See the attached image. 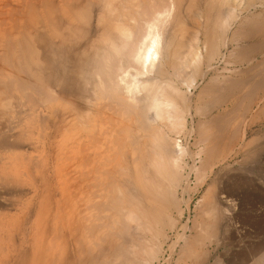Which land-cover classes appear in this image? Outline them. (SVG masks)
<instances>
[{"label":"bare ground","instance_id":"6f19581e","mask_svg":"<svg viewBox=\"0 0 264 264\" xmlns=\"http://www.w3.org/2000/svg\"><path fill=\"white\" fill-rule=\"evenodd\" d=\"M263 96L264 0H0V253L13 224L10 264H156L191 174L217 237Z\"/></svg>","mask_w":264,"mask_h":264},{"label":"rangeland","instance_id":"374dc122","mask_svg":"<svg viewBox=\"0 0 264 264\" xmlns=\"http://www.w3.org/2000/svg\"><path fill=\"white\" fill-rule=\"evenodd\" d=\"M228 106L230 107V105ZM238 120H236L235 123L238 122ZM246 127L248 128V125H246L245 128ZM249 128L250 129H247V139L251 138L249 136L252 135L253 138L257 140L256 142L253 141L254 143H252L251 147H248V149L249 148L251 149L252 146L255 145L253 146V149H255L254 150L255 153L252 152L251 154H255L256 156L255 155L252 156L251 154H250L251 156H248L249 155L248 153V155L244 157L245 158L244 161L242 160L240 162L241 166L238 164L239 163L238 161L241 160V158L233 159V160L230 159L232 163L229 161L228 164L229 167L231 166V168L229 169L228 167L227 169L228 171L226 170L224 174H221L222 181L219 180L220 184L224 180L223 184L221 185L217 184V187L220 185L221 188L223 189L222 194L225 193L224 195H228L229 198H232L234 199V201L237 202V203L234 201L233 203L229 202L227 205L224 203L223 212L224 214L227 212L230 215L228 216L224 215L222 219L223 221L221 220L220 221L221 223L218 224L219 227L218 229L216 228L217 233L214 234V236L217 235V237L212 236L213 238L210 237L211 238L210 239L206 234H204L205 232L203 233L202 230H201V234L200 233L198 234L201 225L200 224L199 226H197L198 222L201 223L202 220L205 221V218L201 214L203 207L201 205L200 206L197 205L196 202L200 198L202 192L205 190L207 184L211 182V179L214 177L215 174H212L209 178L210 180L208 179L204 185H200V186L197 185V187L195 186L196 185L194 181L195 178L191 174L190 176L191 182L189 181V185L187 187L189 190H186L187 188L184 191L179 189L176 193L177 199L179 198L178 200H180L181 202V204L179 203V206L182 209V212L179 215L177 214V212L175 213V209L170 210L171 212L170 215H172V218L179 217V219L174 218L175 220L177 219L176 221H178L177 222L178 224L176 223L174 226L175 228L173 227L172 229H168L167 227L165 228V232L168 233V234L166 233V235L169 236L168 237L169 239L167 238L165 242L166 245L164 244L163 247L164 250L166 251H163L162 254L159 256L158 260L155 261L156 264H212L211 261H214V259H216L217 257L218 259H221L222 264H240V263L264 264L263 262L264 258L261 262L256 261V259L259 257L261 253L256 254V258H255V253L254 254L248 253L249 251H253V250L257 251L259 250V247H261L260 245H264L263 244L264 243V125H250ZM254 130L255 132L256 131L257 132L252 133V131ZM191 145L192 144H190V149L192 151L196 150V148ZM48 154L49 153L47 150L44 149L39 150L37 152L38 157L35 159L36 163L38 162L39 159L43 162L44 159H47ZM234 160L235 162H233ZM185 161L188 162L189 161L188 158H185ZM33 164L35 165V163L34 162L32 163V170L33 167H35ZM193 186H195V188ZM236 195H237V199L239 200L236 199L235 197ZM26 201H29V199H26ZM228 205L230 207H228ZM17 208H11L10 210L0 211V218L5 217L6 219L7 218L6 215L8 217L12 216L16 218L18 216H21L25 212V208L22 207H17ZM194 220L196 222H194ZM7 230L10 231L5 233V241L3 247L4 250L2 249V252L0 253V259L2 260L0 261V264H10L8 260L10 256L15 255L14 254L15 252H19L21 249H30L28 243L27 242L23 243L21 238L19 239L20 235H16L15 232L16 230L13 224H10ZM179 234H184V236L187 238V249H189L190 251L187 249L185 251H182V249L180 248L182 244V240L178 238ZM202 235L205 238H203ZM26 238L29 239L30 236L29 237L27 236ZM188 239L190 240V242L193 240L194 244L193 242H191L193 245L190 246L191 243L189 242ZM199 239H202L203 241L200 240L201 241L200 243ZM16 242L18 245H15ZM197 242L199 245L197 244ZM179 249H181V251H179ZM203 251L204 254H202ZM199 252L201 255L199 254ZM196 254L198 255L197 260L199 258V261L196 260L195 257L197 256ZM250 255L252 257L249 258L248 260V257H250ZM242 256L244 257L248 256V257L244 258ZM242 259H245L243 263L241 262Z\"/></svg>","mask_w":264,"mask_h":264},{"label":"crops","instance_id":"0c3cea01","mask_svg":"<svg viewBox=\"0 0 264 264\" xmlns=\"http://www.w3.org/2000/svg\"><path fill=\"white\" fill-rule=\"evenodd\" d=\"M263 92V91H262ZM262 100H264V96H263V98H262ZM262 102H264V101H262ZM262 104V103H261ZM264 108V106L262 107V109ZM263 111V112H262ZM261 111V108H259V110L256 112V114H255V117H256V115H257V117H258V119H257V117H256V119H255V122H256V120L258 121L257 123H255L254 121H253V123H250V125L252 124V125H264V109ZM261 114V116L259 117V115ZM247 117V119H248V121H250L249 119H250V116L248 115V116H246ZM260 118V119H259ZM254 119H251V121L252 120H254ZM260 120V121H259ZM247 125L248 126H250L248 123H247Z\"/></svg>","mask_w":264,"mask_h":264}]
</instances>
